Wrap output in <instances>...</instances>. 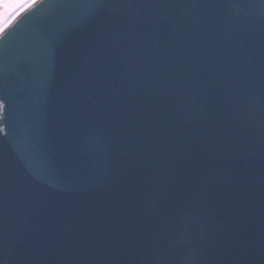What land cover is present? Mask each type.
<instances>
[{"label":"water","instance_id":"water-1","mask_svg":"<svg viewBox=\"0 0 264 264\" xmlns=\"http://www.w3.org/2000/svg\"><path fill=\"white\" fill-rule=\"evenodd\" d=\"M0 264H264V0L13 15Z\"/></svg>","mask_w":264,"mask_h":264},{"label":"rangeland","instance_id":"rangeland-1","mask_svg":"<svg viewBox=\"0 0 264 264\" xmlns=\"http://www.w3.org/2000/svg\"><path fill=\"white\" fill-rule=\"evenodd\" d=\"M32 0H23L18 10L16 8L3 9L0 8V28L5 25L21 8L26 6ZM14 12V13H13Z\"/></svg>","mask_w":264,"mask_h":264},{"label":"trees","instance_id":"trees-1","mask_svg":"<svg viewBox=\"0 0 264 264\" xmlns=\"http://www.w3.org/2000/svg\"><path fill=\"white\" fill-rule=\"evenodd\" d=\"M22 2L23 0H0V8L3 9L16 8L18 10Z\"/></svg>","mask_w":264,"mask_h":264}]
</instances>
